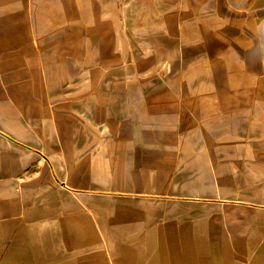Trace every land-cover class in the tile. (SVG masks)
I'll use <instances>...</instances> for the list:
<instances>
[{"label": "crops", "instance_id": "1", "mask_svg": "<svg viewBox=\"0 0 264 264\" xmlns=\"http://www.w3.org/2000/svg\"><path fill=\"white\" fill-rule=\"evenodd\" d=\"M106 1L108 9L103 10ZM63 2L49 0L40 3L45 15L34 37L35 40H44L43 50L52 51L51 56L46 57V64L61 66L62 74L57 79L68 84V90L48 92L47 105L39 108H43L46 113L44 126L39 127L45 131L43 139L35 136L29 138L32 149L36 151L28 154L30 162L41 157L46 165L51 164V168H42L41 179H36L34 183H18L16 179L20 177L23 163L19 153L21 151L7 155L10 161L8 164L5 159L2 160V157H6L5 153L0 155V264H104L101 252H98L101 238L105 235L109 242L119 241L117 219L115 224L111 220L109 228H106V224L100 221L102 217L96 219L97 211L102 207L94 202L86 204L81 201L87 179L103 176L111 179L115 175L112 157L102 148L105 143L101 142L100 137L94 142V137L101 135L100 129H108L110 135L113 130L130 129L133 132L130 137L121 133L120 137L116 136L117 141H108L113 146L125 147L116 149L117 160L123 158L125 162L133 146L151 144L134 137V131L144 129L145 126H156L159 130L169 127L179 130L188 128L190 133L201 127L202 133L198 136L201 141L198 144L207 145L213 143L214 127L225 133V142L234 132L236 136L243 135L241 127L251 119L246 116V110L241 109L240 101L237 107L220 103L215 106L212 96H200L201 103L205 102L202 108L197 96L195 100L190 98L187 101L189 106L182 107L180 102L183 92L180 90L117 88L119 83L132 85L137 71L142 74L147 67L156 65L152 61L151 51L159 43H156L157 39L151 38V34H160L165 28L161 26V19L166 23L167 18L181 17L182 10L187 9L189 12L191 4L194 9L190 12L196 13L195 9L198 8L203 10L200 0H100L99 10L95 9L92 13L86 11V6L82 7L81 0H77L71 5L75 7V15L62 18L56 14V8ZM205 7L207 9L204 14L207 15L214 5L206 4ZM59 30L72 35L63 41H49L47 37ZM163 34L166 32L163 31ZM57 50L58 54L53 53ZM157 79L163 80L161 76H157ZM181 80L177 78V81ZM49 103L53 105L52 108L48 107ZM30 106V115L38 113L34 104ZM19 110L22 113V106H19ZM55 113L58 116L61 113V118H54ZM39 117L42 123L41 114ZM33 118L30 117V124H33ZM252 120L255 125L261 124L256 122V118ZM88 123H92L90 129L93 133L92 137L89 136V140L93 139L91 141L81 136L83 129L86 130L83 125ZM208 127L213 130L209 131ZM192 137L184 145H196L194 141L198 137ZM124 139L125 142H122ZM83 143L99 145L98 155L94 153L93 157L89 155L82 161L79 160V154L68 155L69 146ZM177 144L183 145L181 136ZM147 155L149 162L155 161V152L148 149ZM258 177L254 175V183ZM243 181L239 186L232 187L238 193L235 201H211L207 205V216L192 217L189 214L181 218L175 216L174 212L167 213L164 210L157 219H142L144 222L141 224L130 221L127 227H132L134 232L139 227L138 231L158 221L157 234L154 236L148 230L140 238H126L127 241H133L132 249L127 245L126 256L120 261L116 245L111 243L109 253L114 254L113 264H264L263 221L250 218L252 208L249 207L259 206L257 202L264 204V194L258 193L254 186L255 201L252 202V198L246 195V182L242 185ZM108 192L112 193L113 190L105 193ZM172 204L180 206L181 203ZM162 205L165 206V203ZM144 206L146 210L149 209V204ZM235 206V210L241 212L233 219L230 210ZM87 207L93 211L91 216L94 218L87 215ZM214 210L221 211L216 214L219 216L220 227H215ZM241 213L245 216L242 217ZM166 220L172 222L166 224ZM231 225L237 226L234 234L230 232ZM102 230L105 231L104 235Z\"/></svg>", "mask_w": 264, "mask_h": 264}, {"label": "rangeland", "instance_id": "2", "mask_svg": "<svg viewBox=\"0 0 264 264\" xmlns=\"http://www.w3.org/2000/svg\"><path fill=\"white\" fill-rule=\"evenodd\" d=\"M48 1L0 0V155L5 153L6 157H2V160L5 159L8 164L10 161L7 155L21 151L19 153L23 163L20 177L16 180L23 184L34 183L36 179H41L42 168H51V164L46 165L41 157L30 162L28 154L36 151L32 149L29 138L35 136L43 139L42 134L45 131L39 127L44 126L46 113L44 114L43 108L49 101L48 92L68 90L67 82L62 83L57 79L62 74V67L46 64V57L51 56L52 51L42 49L43 39H34L37 28L41 26L42 16L45 15L40 3ZM81 1L82 7L86 6V11L92 13L95 9L99 10L100 0ZM200 1L203 10L198 8L195 9L196 13L190 12L194 9L191 4L190 11L182 10L181 17L167 18L166 23L161 19V26H164L165 30L162 29L160 34H151V38L157 39L156 43H159L157 48L151 51L152 61L156 62V65L147 67L142 74L137 71L132 85L119 83L117 88L180 90L183 92L180 102L182 107L189 106L187 101L190 98L195 100L197 96L202 108L205 107V102L201 103L200 96H212L215 106L220 103L219 105L229 104L237 107L240 101L241 109H245L246 116L251 119L241 127L243 135L236 136L234 132L225 142V133L213 126V134L210 132L213 143L207 145L198 144L201 141L198 137L202 133L201 127L190 133L188 128L179 130L169 127L159 130L156 126H145L144 129L135 130L134 137L140 138L143 143L151 144L133 146L135 150H132L131 154L128 153V161L125 162L123 158L117 160L116 152V149L125 147L113 146L109 142L117 141L116 136L120 137L121 133L130 137L133 132L130 129L113 130L110 135L111 131L108 129H100L101 135H96L94 142L100 137L101 142L105 143L102 148L112 157V164L116 168V171H113L115 175L111 179L105 176L87 179L81 201L86 204L94 202L102 207L97 211L96 219L98 216L102 217L100 221L106 224V228H109L111 220L115 224L117 219L118 242L107 241L105 231L102 230L104 236L101 238V248L98 252H101V261L104 264L115 263L114 254L109 253L111 243L116 245L115 250H118L120 261L126 256L127 245L132 249V238H140L148 230L154 233V236L157 234L159 226L156 220L154 225L138 231L141 228L139 227L137 232H134L132 227H127L130 221L141 224L144 222L142 219H157L164 210L167 213L174 212L177 214L175 216L181 218L188 217L189 214L192 217L207 216V205L212 203L211 201L232 202L237 199V190L232 187L239 186L241 180H245L246 195L252 198V202L255 201V190L264 194V0ZM74 2L77 0H64L63 4L56 8V14H60L62 18L65 15H75V7L71 6ZM105 3L103 10L108 9V2ZM206 4L214 5L207 15L204 14ZM48 10L47 8V13ZM163 31L166 34H163ZM64 32L59 30L47 38L49 41H63L72 35ZM76 36L78 37V34ZM58 52L57 50L53 53ZM157 76H161L163 80L157 79ZM179 77L182 78L181 81H177ZM31 103L38 108V113L30 115ZM19 106H22V113ZM41 107L43 108L40 110ZM48 107L52 108L53 105L49 103ZM39 114L43 118L42 123ZM31 116L34 117L33 124H30ZM61 116V113L59 116L58 113L54 114V118ZM252 118H256V122L261 124L255 125ZM30 125H33L32 128ZM91 125L92 123L83 125L86 130L83 129L81 136L87 141L93 140H89L93 133ZM98 130L99 128L96 131ZM208 130L213 129L208 127ZM193 135L198 137V140L194 141L196 145H184L187 139L194 138H191ZM180 136L183 145L177 144ZM121 141L125 142V139ZM68 149V155L79 154V160L82 161L89 155L93 157L94 153L97 156L100 147L97 144L92 146L83 143L69 146ZM148 149L155 152V161H148ZM72 162L81 164L78 161ZM254 175L259 176L256 183L253 180ZM245 182L243 181L242 185ZM111 190L114 193H105ZM230 191L232 192L229 193ZM172 203L181 204L176 206ZM258 203L260 202L256 203L259 206L249 205L252 208L250 218L261 219L264 229V204ZM144 204H149L148 210ZM110 207L111 209H108ZM235 209L236 206L230 210L233 219L241 212L238 213ZM91 212L93 211L87 207V215L91 216ZM219 212L221 211L214 210L215 227L221 226V223H218L219 216L216 215ZM241 215L245 216L243 213ZM132 218L134 220H131ZM166 222L170 224L172 221ZM236 227L230 226L232 234L237 232ZM126 238L131 240L127 241Z\"/></svg>", "mask_w": 264, "mask_h": 264}]
</instances>
